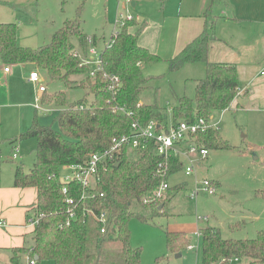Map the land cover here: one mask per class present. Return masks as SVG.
Masks as SVG:
<instances>
[{
    "label": "trees",
    "instance_id": "trees-1",
    "mask_svg": "<svg viewBox=\"0 0 264 264\" xmlns=\"http://www.w3.org/2000/svg\"><path fill=\"white\" fill-rule=\"evenodd\" d=\"M82 12L83 6L78 9L76 19L64 22L49 44L36 49L19 45L16 23L0 24V58L4 65L34 64L53 81H60L67 88H83L93 97L91 101L85 98L66 107V99H62L64 94L50 99L45 93L44 105L64 109L55 119L59 129L42 125L37 115L31 127L15 140L37 141L32 169L25 172L22 166H17L14 175V187L36 189L37 202L31 210L38 216L43 215L34 231V247L25 252L29 260L38 258L36 264L43 261L53 264H141L142 252L131 245L129 223L139 212V206L151 216L157 215L148 208L155 202L162 182L158 167L165 160L156 156L153 145L143 150L126 147L118 160L99 170L100 181L95 195L85 200L81 186L75 181L65 183L61 170L84 164L91 154L110 147L113 138L131 133L134 121L142 124L156 121L167 125L171 116L173 124L192 123L199 118L214 122L216 116L228 111L238 97V70L233 64L208 60L216 25L214 12L209 11L203 33L175 58L168 60L171 73L188 64H205L206 77L197 81L195 98L176 96V103L165 107L156 103L141 104L143 94L154 80L143 73L142 65L156 63L159 58L138 44V34L131 32L135 22L131 21L120 29L113 46H105L101 51L105 72L119 76L122 81L113 99L103 74L98 73L93 78L90 76L92 66L82 65L84 60L91 58L90 47L97 42L95 36L90 40L84 33ZM81 76L78 81L76 78ZM114 106H122L133 115L128 117L115 112ZM189 142L209 153L231 150V145L214 128L198 133ZM165 166L164 180L167 182L184 170L183 162L175 156H171ZM65 186L67 193L63 192ZM179 188L169 189L171 194L166 195L167 202L174 198ZM258 194L264 198V191ZM67 199L73 200L72 206L66 204ZM145 200L149 203L144 204ZM70 208H74L77 217L67 225ZM102 214L107 215L105 235L101 234L102 224L97 219ZM201 232L202 264H226L224 261L236 258L240 261L238 264H264V231L258 232L253 239L240 240L225 239L217 228L206 227ZM167 244L171 252L180 253L191 242L184 234L168 233ZM18 250H15L16 255ZM13 262L21 264L18 256Z\"/></svg>",
    "mask_w": 264,
    "mask_h": 264
},
{
    "label": "rangeland",
    "instance_id": "rangeland-1",
    "mask_svg": "<svg viewBox=\"0 0 264 264\" xmlns=\"http://www.w3.org/2000/svg\"><path fill=\"white\" fill-rule=\"evenodd\" d=\"M81 6L83 31L90 39L94 36L97 38L98 48L94 45L90 48L100 52L112 38L114 28L110 6H106V0H40L36 5H23L2 12L7 16L4 21L17 23L18 41L22 37V42L37 48L42 44H49L64 21L76 19ZM142 70L146 76L154 78L150 82V88L143 94L142 101L146 104L156 103L161 107L174 105L176 96L194 99L197 81L206 77L203 72L199 75L189 69L171 73L166 61L144 64ZM22 74L28 73L22 71ZM44 79L49 98L64 94L65 98L62 99H66V107L79 100L86 98L91 101L93 98L88 95L87 90L80 87L67 88L62 82L50 79L47 74ZM76 79L80 81L82 76ZM2 83L6 85L5 82ZM17 88L22 91L23 99L17 101V109H5L7 112L17 111V137L11 136L8 140L4 136L0 140V167L8 176H11L12 171L14 173L17 165L29 172L36 158L35 139L12 142L28 130L35 118L36 113L31 105L37 97V88L35 90L32 85L23 82L20 73H17ZM55 98L56 96L52 99ZM239 104L243 108L246 105L241 101ZM44 107L49 112H40L39 122L58 130L55 119L64 109L46 104ZM9 116L5 126L12 127L14 120L11 121ZM168 122L172 124L171 116ZM216 123L220 128V136L231 145V150L210 151L208 158L200 168H196L193 176L188 177L183 171L174 175L171 189L180 186L174 198L167 202L165 197L153 202L148 208L151 213L159 216H151L139 206V212L131 218V245L142 252L141 264H202V241L194 236L199 228H217L225 239L236 240L253 239L258 232L264 231V198L258 194L259 191H264V115H252L243 109L230 110L216 116ZM23 125L27 127L24 131ZM15 153L19 158H14ZM72 176L71 169L65 167L61 170L63 181ZM195 177L199 181L208 179L213 182L217 188L216 194L210 196L202 193L197 201L190 200ZM168 194L171 193L168 191L166 195ZM161 206L163 208L159 210ZM198 217L208 220L198 221ZM168 233L186 235L197 249L191 251L186 248L180 253L171 252L167 244ZM32 243V235H29L24 245L31 246ZM25 249L18 250L19 259L26 258ZM179 254L181 257H177ZM28 263L29 258L24 260V264ZM40 264L53 263L43 261Z\"/></svg>",
    "mask_w": 264,
    "mask_h": 264
},
{
    "label": "crops",
    "instance_id": "crops-1",
    "mask_svg": "<svg viewBox=\"0 0 264 264\" xmlns=\"http://www.w3.org/2000/svg\"><path fill=\"white\" fill-rule=\"evenodd\" d=\"M39 1L0 0V24L16 23L4 21L7 16L2 11L17 9L23 5H36ZM107 5L110 6L112 14L113 31L120 13L132 15L135 25L131 32L138 34V44L156 55L159 61L166 62L175 58L203 33L206 26L205 16L213 11L216 17L215 38L209 45L208 60L211 63L233 64L238 70L239 94L228 111L243 109L252 115H264V0H222L219 3L215 0H132L130 5H126L125 0H106ZM18 42L21 47L36 49V46L30 47L28 43L22 42V37ZM95 46H98L97 42ZM0 63L1 140L4 136L7 139L11 136L17 137V111H5L17 109V101L23 99L22 91L17 88V73L21 74L23 82L32 85L35 90L37 88L36 96L43 83L31 82L30 74L38 72L43 82L45 79L34 64L10 65V71L6 73V65L1 58ZM183 69L199 75L202 72L206 74L204 63L188 64ZM22 71H27L28 74L23 75ZM2 82L6 85H2ZM174 94L176 95L175 92ZM239 101L246 104L244 108ZM142 103L144 102L141 101ZM34 105L35 101L31 107L34 108L36 117L40 112ZM8 116L11 121L14 120L12 127L5 126L6 121H9ZM31 125L28 128L23 125V131ZM14 175L15 171L8 176L0 167V218L8 222L7 227H0V264H15V250L34 247L35 227L29 224V220L35 214L31 208L37 202V191L34 188L14 187ZM173 177L170 178V185ZM29 235H32L33 243L26 246L24 243ZM25 259H28L27 256L21 258L20 262L24 264Z\"/></svg>",
    "mask_w": 264,
    "mask_h": 264
},
{
    "label": "built area",
    "instance_id": "built-area-1",
    "mask_svg": "<svg viewBox=\"0 0 264 264\" xmlns=\"http://www.w3.org/2000/svg\"><path fill=\"white\" fill-rule=\"evenodd\" d=\"M132 0H125L126 5H130ZM135 18L127 13H120L115 21V29L112 34V38L106 47L110 48L115 43V40L119 34V31L126 23L134 21ZM91 40V39H90ZM91 58L84 60L82 65H91L92 69L90 71V76L95 78L98 73H102L104 79L108 82V92L112 95V98L116 96L118 91L122 86V81L119 76L110 75L105 72L104 62L101 51L98 52L96 49L90 50ZM11 66L5 67L4 71L8 73ZM29 80L35 84L43 83L38 89V95L35 99V109L38 112H49L43 105V96L47 91L46 86H44L43 79L40 77L38 72H33L30 74ZM114 111L126 115L128 117L132 116V112H127V110L122 106H114ZM211 120L212 117L210 118ZM214 128L220 130L218 123H210L204 119L199 118L192 123L181 121L177 124H161L156 121H151L148 124H142L139 121H134L131 126V133L125 134L119 137H115L112 140L110 147L107 149L91 154L84 164L72 165L68 168L72 170L73 176L64 180L65 183H70L75 181L78 183L82 190V199H88L95 194V188L100 181L99 170L107 168L108 164L115 162L121 156L123 150L127 147L135 150L146 149L149 145H153L154 152L156 156L162 157L165 162L160 163L158 167V174L162 178V182L156 193L154 201L161 200L166 197V193L169 191L170 184L165 181L164 178L167 175V161L171 156H175L181 159L184 164V170L186 176H193L196 173V168L201 165L209 156V151L207 149H200L198 146L189 142L198 133L206 132L208 129ZM15 159L18 158V154L15 153ZM217 188L215 184L208 179L199 181L198 178L195 180L192 191L190 192L189 199L192 201H197L202 193H206L210 196L216 194ZM64 193H67L66 186L63 189ZM149 201L145 200L144 204H148ZM66 204L72 206L73 200L67 199ZM67 225H70L72 221L76 220V212L74 208H70L68 211ZM92 213V212H91ZM43 215L38 216L36 213L30 218L29 224L31 226H36L39 224L40 219ZM102 224L101 234L105 235L107 233L106 222L107 215L102 214L97 218ZM198 221L208 220L207 218H197ZM0 227H7V223L0 219ZM198 240H202V232L199 228L195 234ZM199 248V246H198ZM197 249L196 245H189L188 250ZM239 259H231L228 262L224 261L226 264H238ZM28 264H36V260H29Z\"/></svg>",
    "mask_w": 264,
    "mask_h": 264
},
{
    "label": "water",
    "instance_id": "water-1",
    "mask_svg": "<svg viewBox=\"0 0 264 264\" xmlns=\"http://www.w3.org/2000/svg\"><path fill=\"white\" fill-rule=\"evenodd\" d=\"M162 206L161 207H159V210H162ZM177 257H181V254H179ZM35 260L37 261L38 260V258H35Z\"/></svg>",
    "mask_w": 264,
    "mask_h": 264
}]
</instances>
